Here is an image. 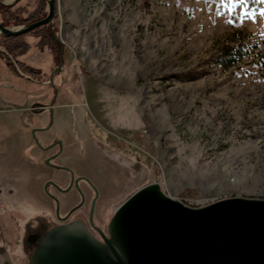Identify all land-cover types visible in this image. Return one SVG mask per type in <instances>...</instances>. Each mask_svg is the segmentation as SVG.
Returning <instances> with one entry per match:
<instances>
[{
	"label": "rangeland",
	"instance_id": "374dc122",
	"mask_svg": "<svg viewBox=\"0 0 264 264\" xmlns=\"http://www.w3.org/2000/svg\"><path fill=\"white\" fill-rule=\"evenodd\" d=\"M0 4L28 12L36 0ZM262 10L258 0H54L60 71L32 32L21 36L29 49L17 60L44 77L16 76L0 57V264H27L22 224L55 222L54 201L59 216L82 196L75 215L91 207L83 185L43 190L66 175L43 165L46 154L31 144L27 129L41 123L51 127L38 137L73 146L62 167L100 182L92 224L102 229L149 183L193 208L264 199ZM36 104L56 107L36 118Z\"/></svg>",
	"mask_w": 264,
	"mask_h": 264
},
{
	"label": "water",
	"instance_id": "95a60500",
	"mask_svg": "<svg viewBox=\"0 0 264 264\" xmlns=\"http://www.w3.org/2000/svg\"><path fill=\"white\" fill-rule=\"evenodd\" d=\"M45 2L42 19L11 28L0 24V36L19 37L42 26L52 33L54 0ZM61 66L62 47L54 72ZM95 199L96 193L88 215L92 228ZM95 231L101 242L81 222L53 226L39 237L27 264H264L260 198L231 197L193 208L149 183L113 209L105 235Z\"/></svg>",
	"mask_w": 264,
	"mask_h": 264
},
{
	"label": "flooded vegetation",
	"instance_id": "af4514ba",
	"mask_svg": "<svg viewBox=\"0 0 264 264\" xmlns=\"http://www.w3.org/2000/svg\"><path fill=\"white\" fill-rule=\"evenodd\" d=\"M22 36V35H21ZM59 58V57H58ZM4 63V62H3ZM53 63V62H52ZM59 64V59H58V63L57 66ZM5 66V65H4ZM27 66V65H26ZM11 73H13L11 70H9ZM42 73V72H41ZM16 76L19 77H24L27 80H33L38 81L37 79H39V77H36L35 79L30 78L29 76H27L25 73H21V72H17V73H13ZM53 74L49 75V78H52ZM44 77V76H43ZM42 79V78H41ZM47 84H51V79L48 80L47 78ZM54 87V86H53ZM54 91L55 94H58L56 88L54 87ZM53 103V101H52ZM39 106L38 111L35 113L36 118L37 117H41L42 114L44 113H48L51 114L52 110L56 107L54 104L53 105H41V104H36ZM51 125H49L48 123H41L39 126L36 127H31L28 128L27 130H30V133H28L29 138L31 140V144L33 145L34 149L40 151V153L46 154L45 158H43L42 164L50 167L51 169L54 170H60L63 171L66 175V178L64 181H59L58 184L57 183H45L44 186H51V188L55 189L58 193H67L69 192L72 188L76 189L79 187V185H83L84 187H86V190L92 193V197L94 198V195L96 193V199L98 196V190L97 187L91 182V180L84 174H77L74 175L73 173H69L67 171V169L65 167H62V165L60 164V160L61 157L62 159H64L63 157V152L66 151H70L73 147L71 146V144H63L62 141L58 140V139H46V138H40L38 137L39 133H46L47 131L50 130ZM31 132H33L31 134ZM80 157L78 160H80V158L83 156V148L80 147ZM72 150L69 152L68 155H72L71 154ZM45 161L48 162V164H45ZM80 162V161H79ZM76 180V183H75ZM43 186V190L46 191V188L44 189ZM92 198V200H93ZM95 199V201H96ZM91 200H88L87 206L88 204H90ZM94 201V203H95ZM92 203V201H91ZM54 205L56 208L55 211V215L56 219L55 222H50V220L47 219L48 222H44V221H38L35 225H28L26 226L25 229V237H24V241L23 244L20 242V250L23 253L24 257L28 260L30 257V254L33 251L34 245L36 244V242L38 241L39 237L48 229H50L53 226L56 225H61V224H66L72 221H78L81 222L86 229L88 230V232L90 233V235L98 242H101V239L99 238L98 233L95 231V228L98 229L99 231H101L104 235H105V229H102L101 226H99V224H93V227H90L88 224V215H89V211L90 208L87 210V213L85 215H75L76 212L82 207V205L84 204V197H81V200L78 204H76L72 209H67L65 210V212L62 215H58L57 213V204L54 201ZM30 238H35L33 239L31 242L29 241Z\"/></svg>",
	"mask_w": 264,
	"mask_h": 264
},
{
	"label": "trees",
	"instance_id": "16d2710c",
	"mask_svg": "<svg viewBox=\"0 0 264 264\" xmlns=\"http://www.w3.org/2000/svg\"><path fill=\"white\" fill-rule=\"evenodd\" d=\"M45 16L44 0H36L35 8L26 12L23 8L10 7L0 4V24L2 27L10 28L15 26H23L36 22ZM53 34L55 31L53 30ZM35 33L38 41L35 47L38 50L45 48L52 62L58 63L59 49L61 44L54 38L48 26L36 28L28 33ZM29 49V45L23 41L22 37H2L0 36V57L2 58L5 68L13 73H25L30 78H36L43 74L40 71L33 70L24 63L17 60V57L24 54ZM48 222L43 216H35L22 224L21 235L19 241L23 244L25 237V229L28 225H35L38 221ZM19 242V243H20Z\"/></svg>",
	"mask_w": 264,
	"mask_h": 264
},
{
	"label": "snow or ice",
	"instance_id": "6c2138e0",
	"mask_svg": "<svg viewBox=\"0 0 264 264\" xmlns=\"http://www.w3.org/2000/svg\"><path fill=\"white\" fill-rule=\"evenodd\" d=\"M258 2H259V3H264V0H258ZM240 3L243 4V3H244V0H240ZM255 15H256V14L253 13L251 17H248L247 14H246V16H245V17H242V19L252 18V19L254 20V19H255ZM259 15H260L261 17H264V10H262V11L259 13Z\"/></svg>",
	"mask_w": 264,
	"mask_h": 264
},
{
	"label": "crops",
	"instance_id": "0c3cea01",
	"mask_svg": "<svg viewBox=\"0 0 264 264\" xmlns=\"http://www.w3.org/2000/svg\"><path fill=\"white\" fill-rule=\"evenodd\" d=\"M58 91H60V90H58ZM83 150H84V149H83ZM83 150H82V151H83ZM84 156H85V154H83V156H82L81 158H84ZM105 170H106V169H105ZM102 171H103V170H102ZM91 179H92V181H93L92 183H93L95 186H99V185H101L100 182H98L97 180H94L92 177H91ZM98 184H99V185H98Z\"/></svg>",
	"mask_w": 264,
	"mask_h": 264
},
{
	"label": "built area",
	"instance_id": "2783aa9c",
	"mask_svg": "<svg viewBox=\"0 0 264 264\" xmlns=\"http://www.w3.org/2000/svg\"><path fill=\"white\" fill-rule=\"evenodd\" d=\"M137 136L140 137L141 135H137ZM134 138H135V136L133 133L127 135V139L133 140Z\"/></svg>",
	"mask_w": 264,
	"mask_h": 264
}]
</instances>
